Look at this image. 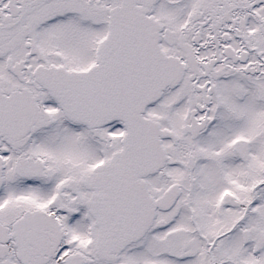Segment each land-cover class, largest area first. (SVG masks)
Masks as SVG:
<instances>
[{"label":"snow or ice","instance_id":"1","mask_svg":"<svg viewBox=\"0 0 264 264\" xmlns=\"http://www.w3.org/2000/svg\"><path fill=\"white\" fill-rule=\"evenodd\" d=\"M0 264H264V0H0Z\"/></svg>","mask_w":264,"mask_h":264}]
</instances>
